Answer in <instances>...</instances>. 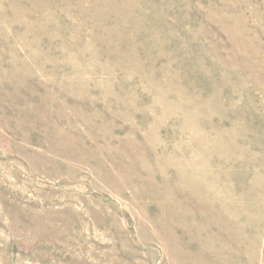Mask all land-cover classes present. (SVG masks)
<instances>
[{
    "label": "rangeland",
    "instance_id": "rangeland-1",
    "mask_svg": "<svg viewBox=\"0 0 264 264\" xmlns=\"http://www.w3.org/2000/svg\"><path fill=\"white\" fill-rule=\"evenodd\" d=\"M0 264H264V0H0Z\"/></svg>",
    "mask_w": 264,
    "mask_h": 264
}]
</instances>
